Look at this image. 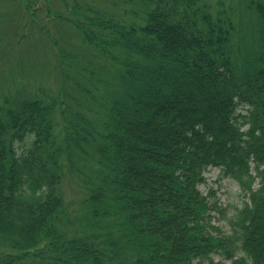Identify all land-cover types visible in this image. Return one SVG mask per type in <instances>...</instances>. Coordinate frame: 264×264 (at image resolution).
I'll use <instances>...</instances> for the list:
<instances>
[{
	"label": "trees",
	"instance_id": "trees-1",
	"mask_svg": "<svg viewBox=\"0 0 264 264\" xmlns=\"http://www.w3.org/2000/svg\"><path fill=\"white\" fill-rule=\"evenodd\" d=\"M222 4L1 5L0 56L36 36L54 73L0 94V264H264V0ZM210 167L249 199L228 235Z\"/></svg>",
	"mask_w": 264,
	"mask_h": 264
},
{
	"label": "rangeland",
	"instance_id": "rangeland-1",
	"mask_svg": "<svg viewBox=\"0 0 264 264\" xmlns=\"http://www.w3.org/2000/svg\"><path fill=\"white\" fill-rule=\"evenodd\" d=\"M206 1L210 4L213 10L217 12L218 10H224V7L220 6L223 5V2L226 5V9L229 8V6H235L238 8L241 0ZM246 1L247 0H245V3ZM4 4L7 6V0H0V11L1 5ZM240 14V12H236L235 16H233V13L232 16L236 23L242 22L243 26H245V28L242 29L244 35L251 27L248 19L250 14L248 13L247 15V13H244L243 20ZM37 41L38 38L32 36L31 39L23 41V43H21L22 46H15L11 50V53L7 55L1 54L0 94L1 91H4L5 93H11L14 95L22 94L23 96H34L37 94V87H39L42 82L46 83L45 81L53 75L54 70H52L51 65H49L50 60L53 58L48 53L46 45H42ZM17 53H20V55L17 56ZM43 86L44 88H47L48 86L52 87L53 84L50 82V85L44 84ZM53 91L54 93H57V89H53ZM238 112L243 111L242 109H239ZM253 188H258V182L253 185ZM62 189L65 198L70 201L69 203L73 204L76 209H79V207L81 208L87 194L79 179L68 174L64 180ZM199 189L204 195L208 196L210 203L209 207L210 205L214 207L211 218L212 225L219 228L222 233L226 235L230 234L232 231L231 222L237 216V213L244 208L246 201H249L242 192L238 182L225 175L221 169L210 168L206 173L205 182L199 187ZM1 249L3 251L6 250L5 244L0 240V250ZM215 259L218 260L219 258L215 256Z\"/></svg>",
	"mask_w": 264,
	"mask_h": 264
}]
</instances>
